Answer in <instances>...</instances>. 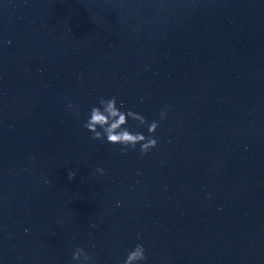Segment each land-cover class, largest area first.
Instances as JSON below:
<instances>
[{
    "label": "water",
    "instance_id": "1",
    "mask_svg": "<svg viewBox=\"0 0 264 264\" xmlns=\"http://www.w3.org/2000/svg\"><path fill=\"white\" fill-rule=\"evenodd\" d=\"M114 95L159 122L147 154L83 127ZM138 243L141 264H264V0H0V264Z\"/></svg>",
    "mask_w": 264,
    "mask_h": 264
},
{
    "label": "clouds",
    "instance_id": "2",
    "mask_svg": "<svg viewBox=\"0 0 264 264\" xmlns=\"http://www.w3.org/2000/svg\"><path fill=\"white\" fill-rule=\"evenodd\" d=\"M117 104L118 101L115 95L107 99L100 97L98 106L91 108L89 117L83 124V127L92 133V139L101 141H105L106 139V142L109 144L120 145L121 152L125 154L129 150L135 149L137 145H140L141 154H147L151 149L157 147L158 139L156 132L159 128V122L153 120L149 123L143 115L132 110H124L123 101L119 102V107ZM68 107L72 108L73 106L69 104ZM165 116L166 111L162 110L159 113L160 120H164ZM129 119L138 122L136 125L138 128L146 126L148 135L145 136L141 132L131 131L128 127ZM97 171L103 174L102 168H98ZM75 175L76 173L70 170L68 179L72 180ZM46 183H49V181H46ZM119 206L121 205L118 201L117 207ZM72 259L76 261L82 260V264H87L92 258L83 248H76ZM146 260L145 248L143 244L138 243L127 254L124 264H141V262Z\"/></svg>",
    "mask_w": 264,
    "mask_h": 264
}]
</instances>
